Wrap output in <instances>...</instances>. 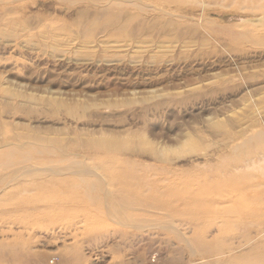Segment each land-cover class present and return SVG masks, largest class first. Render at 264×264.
Returning a JSON list of instances; mask_svg holds the SVG:
<instances>
[{
  "label": "rangeland",
  "instance_id": "obj_1",
  "mask_svg": "<svg viewBox=\"0 0 264 264\" xmlns=\"http://www.w3.org/2000/svg\"><path fill=\"white\" fill-rule=\"evenodd\" d=\"M156 1L0 0V264H264V0Z\"/></svg>",
  "mask_w": 264,
  "mask_h": 264
},
{
  "label": "bare ground",
  "instance_id": "obj_2",
  "mask_svg": "<svg viewBox=\"0 0 264 264\" xmlns=\"http://www.w3.org/2000/svg\"><path fill=\"white\" fill-rule=\"evenodd\" d=\"M100 1V0H99ZM102 1H105V3L106 4H109V5H111L112 6V8H114L113 10H115V11H118V10H116V9H118V8H128V7H132V8H134V9H136V12L137 13H142V11H144L145 9H143V7H147V5L148 6H151L152 7V9H156V4L155 3H158L156 0H150L151 1V3L150 2H148V3H146V0H102ZM150 3V4H149ZM99 6V5H98ZM116 8V9H115ZM159 9V8H158ZM163 10V9H162ZM133 18V17H132ZM124 25V24H123ZM125 27V26H124ZM134 28V27H133ZM134 30V29H133ZM134 32V31H133ZM135 33V32H134ZM133 37V36H132ZM261 138H262V136L261 135H259L258 134V136L256 135L255 136V139L256 140H261ZM34 169H32L31 171H33ZM46 170H48V171H50L49 173H52V174H55L56 173V175L57 174H64V172H62V171H60V170H56V169H52V170H50V168L49 169H46ZM40 171H44V170H40ZM78 171V170H77ZM23 172H25V173H27V171L25 170V171H23ZM44 173H48V172H44ZM72 173V172H71ZM51 174V175H52ZM11 176V175H10ZM20 176H22V174L20 175ZM13 177H15V176H13ZM15 178H17V177H15ZM15 178H14V180H15ZM9 179V178H8ZM13 180V179H12Z\"/></svg>",
  "mask_w": 264,
  "mask_h": 264
}]
</instances>
